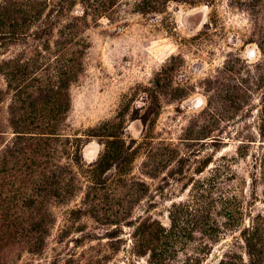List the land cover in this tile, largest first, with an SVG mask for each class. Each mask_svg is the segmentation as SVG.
<instances>
[{"label": "rangeland", "instance_id": "rangeland-1", "mask_svg": "<svg viewBox=\"0 0 264 264\" xmlns=\"http://www.w3.org/2000/svg\"><path fill=\"white\" fill-rule=\"evenodd\" d=\"M0 264H264V0H0Z\"/></svg>", "mask_w": 264, "mask_h": 264}]
</instances>
